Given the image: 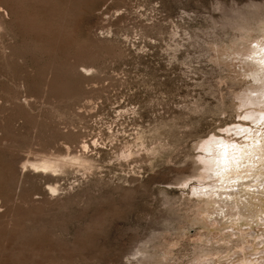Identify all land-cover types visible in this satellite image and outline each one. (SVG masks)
I'll return each mask as SVG.
<instances>
[{"label": "rangeland", "instance_id": "374dc122", "mask_svg": "<svg viewBox=\"0 0 264 264\" xmlns=\"http://www.w3.org/2000/svg\"><path fill=\"white\" fill-rule=\"evenodd\" d=\"M0 16V264H264V0Z\"/></svg>", "mask_w": 264, "mask_h": 264}, {"label": "bare ground", "instance_id": "6f19581e", "mask_svg": "<svg viewBox=\"0 0 264 264\" xmlns=\"http://www.w3.org/2000/svg\"><path fill=\"white\" fill-rule=\"evenodd\" d=\"M253 5V4H252ZM256 5V4H255ZM251 6V5H250ZM257 6H258V4H257ZM254 8V7H253ZM239 9V8H238ZM243 10H245V9H243ZM249 12V11H248ZM247 12V13H248ZM255 11L253 10V12L252 13H254ZM251 13V12H250ZM246 15V13H244L243 12V15ZM259 13H257V15H258ZM229 15V14H228ZM231 16L233 15V14H230ZM248 15V14H247ZM257 15H255V16H257ZM230 16V17H231ZM233 16H238V14H236V15H233ZM250 16H251V14H250ZM252 16H254L253 14H252ZM1 17V16H0ZM229 17V16H228ZM244 17V16H243ZM246 17H249V16H246ZM262 17V16H261ZM232 18H234V17H232ZM236 18H239V17H236ZM255 19H257L256 17H255ZM1 18H0V24H1ZM5 21V20H4ZM3 22V21H2ZM223 23H225L224 25H228V26H231L230 25V23H235V21H228V22H224L223 21ZM242 24V23H241ZM241 24H238L239 26L241 25ZM233 25H236V24H233ZM232 25V26H233ZM238 25H236V26H238ZM1 26H3L2 24L0 25V27ZM262 27L261 28H264V23L261 25ZM1 28H3V31H4V26L3 27H1ZM0 28V29H1ZM230 28V27H229ZM3 44V43H2ZM5 45V44H4ZM7 53V52H6ZM13 53V52H12ZM14 54L16 55V53L14 52ZM8 55H10V53H8ZM11 56H13L12 54L10 55V56H7V57H11ZM6 57V58H7ZM14 57V56H13ZM27 103V102H26ZM29 103H30V101H29ZM23 104V103H22ZM29 106V105H28ZM33 106V105H32ZM84 140H85V138H84ZM84 142V141H83ZM65 144V143H64ZM97 144V143H96ZM230 145V144H229ZM231 146V145H230ZM82 148H83V150L85 151L87 148H88V143H87V141H85L83 144H82ZM90 148V147H89ZM216 149V146H215V144L214 145H212L211 146V150H215ZM81 152V151H80ZM33 153H35V152H33ZM32 153V154H33ZM40 154V153H39ZM38 154V155H39ZM48 154H50V153H43V154H41V156L39 157L37 154L35 155V156H37L35 159H33V160H30V159H28V160H26V163H25V166L27 167V165L29 164V166H31V168L32 169H34V170H37V171H42V172H50V173H52V174H60V172H64V169H65V167L67 166V165H69V163H76V165L78 164V166L80 165V163L81 164H84V165H86V163H88V164H90V161H89V158L86 156H84V153H82L81 155H80V153H78V154H73V153H71V152H69L68 154H66V155H63V154H61V155H55V154H50V155H48ZM86 154V153H85ZM230 154H231V152H230ZM34 155V154H33ZM73 165V164H72ZM71 166V165H70ZM82 166V165H81ZM72 167V166H71ZM68 169V168H67ZM60 186V185H59ZM59 186H58V184H51V185H49V188L51 189V190H53V191H56V190H58L59 189Z\"/></svg>", "mask_w": 264, "mask_h": 264}]
</instances>
